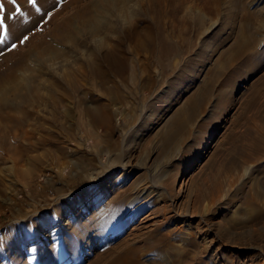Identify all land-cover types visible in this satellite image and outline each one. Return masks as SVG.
I'll use <instances>...</instances> for the list:
<instances>
[{
    "label": "rangeland",
    "instance_id": "obj_1",
    "mask_svg": "<svg viewBox=\"0 0 264 264\" xmlns=\"http://www.w3.org/2000/svg\"><path fill=\"white\" fill-rule=\"evenodd\" d=\"M68 1L53 0L40 24L0 48V57L24 36L46 33L42 21L64 3L58 17L72 12L76 4ZM201 2L185 0L181 16L190 19L197 5L199 25L196 30L186 21V47L165 62L163 76L149 49L133 50L128 40L123 48L139 79L116 76L117 94L110 93L111 80L107 89L99 79L95 86L84 81L83 90L62 96L66 116L62 107L40 102L28 108L21 126L9 123L12 131L29 133L20 140L36 150L20 156L18 139L9 137L10 159L0 162V175L12 171L0 183V264H90L106 244L123 238L137 239L142 264H264V0ZM0 3L7 33L24 4L37 11L29 0ZM138 4L128 1L127 14L115 17L119 26L147 30L146 3ZM163 21L171 22L167 15ZM7 33L0 28V38ZM102 36L105 51L120 33ZM89 48L69 53L77 63L67 69L81 70L79 56ZM83 94L87 105H108L109 118L92 124L91 136L76 124L81 117L88 121L75 109ZM51 115L71 130L63 133ZM47 129L53 141L39 144ZM118 202L126 210L115 211ZM147 246L157 251L148 254Z\"/></svg>",
    "mask_w": 264,
    "mask_h": 264
},
{
    "label": "bare ground",
    "instance_id": "obj_2",
    "mask_svg": "<svg viewBox=\"0 0 264 264\" xmlns=\"http://www.w3.org/2000/svg\"><path fill=\"white\" fill-rule=\"evenodd\" d=\"M69 1L74 5L76 4L75 9L72 12L58 17L61 9H65L64 5L67 3H64V7L61 6V9L50 13L48 17L46 16V21H42L41 30L46 28V33L38 34L39 32H36L28 36V40L25 43L17 46L13 50H9L0 57V162L5 161L6 159L8 160L10 156H7L10 152V147H6L9 137L18 139L17 144L15 145V152L20 156L25 151L29 149L32 151V149L35 148L36 144L29 143L25 146L20 140L19 134L26 137L29 133L25 130H19L17 132V128L12 131V127L10 128L9 126V123H13L15 127H19L22 125L23 121L25 122L29 119L27 114L32 111H29L28 108L31 107L33 109L36 105L38 107L40 102H45L47 106L49 105L52 107L51 109L62 107V112H64L63 114L66 116L69 113L62 96L70 98L73 92H79L80 89L83 90L85 85L84 81H88L87 86H89V84L95 86L97 83L96 79L100 80L98 82H100V85L105 89H107L105 82L111 80L112 86L110 93L117 94L118 84H116V76L123 77L125 73L126 75L131 73L129 76L131 79H139V77H141V74L137 73L136 63L132 60L133 58H130L132 55L129 56L127 53L129 52L128 49L123 48L124 43L128 40L134 42L132 47L133 50H140V48L149 49L148 51L151 52V57L154 63L160 67L158 74L163 76L165 62L170 63L176 57H180L183 48L186 47L187 38L185 35L188 30L186 21L189 20L194 29L199 25V7L197 5L193 6L195 9L194 13L191 16L189 15L190 19L186 17V13L185 17L181 16V12L184 11L185 0H137V4L145 1L147 6L145 9L150 17L149 22H147V30L142 31L137 28V24L135 27L129 26L130 24L119 26L120 21L115 19V17L122 12L127 14L125 6L130 0H88L81 4H78V0ZM194 1H197L199 4V0ZM201 1L204 4L210 2V0ZM36 5V10L39 9V11H34L33 8L26 3L24 4L22 11L15 14L13 21H10L11 23L8 24L9 32L7 33V36H5L6 39L4 42L0 44V48L7 47L10 42L17 39L16 36L18 37V35L21 36L26 33L24 30H31L37 25L44 17V14L52 8L53 0H36ZM5 10L9 12L8 8ZM189 12L191 13V11ZM163 15L169 17V21H171L169 25V22L163 21ZM128 21L129 19L127 20V23ZM108 32H118L120 33V36L115 40L113 39L114 44L108 47V50L106 48V50L103 51L102 48H104L105 45V36H102V33L106 35ZM92 43L94 46H91ZM106 46H108V44ZM86 47L87 49L89 47L93 48L92 50L89 48V50H91L89 51V54L81 53L82 55L79 56V60L82 64V66L80 64V67H82V69L80 70V68H78L77 70L75 69V71L69 69V71L67 68H70L71 64L77 63L76 59L72 61V58L70 60L69 53L72 55L80 50L83 51ZM130 53L132 54L131 51ZM58 59L60 61L57 63V68L59 71L60 69L66 71V73H64L65 71L63 74L61 73L62 75H57L58 69L55 67V61ZM46 63H49V67H46V70L43 73L41 72L43 71L42 66ZM101 63H103L106 68H102L103 64L101 65ZM76 71L80 73L76 75L74 73ZM40 72L42 75L46 74L48 77L43 78V80L39 74ZM54 74H56L55 76L57 77H54ZM144 78L151 82L149 80L151 75L149 78H147V76ZM147 80L146 83L148 82ZM59 86H65L66 90L61 92L57 89ZM147 86H149V84ZM43 91L46 92L45 96L42 95ZM87 93L89 92L87 91ZM83 96L82 98L80 97L75 100V109L80 116L81 113L86 115L88 121L86 122V120H83L81 117L82 122L78 118L76 124L78 127L85 129L88 135H95L96 133L94 129L90 127L92 124L101 125L106 122L109 118L107 114L108 105L100 102H97L94 105H87L85 102V96ZM7 106L11 108L10 111L4 110ZM12 111H16V113L19 112L21 116L17 118ZM14 121H16V123ZM50 121L58 122L60 124V129L65 134L71 130L69 126L66 127L63 122L58 121L52 115ZM47 131L48 134L42 136L38 140L39 144H43L45 141H47V143L53 141L51 130L47 129ZM13 149H11V152H13ZM50 153V149L45 150V154ZM32 156L29 158L36 161L38 160ZM11 172L12 171L9 170L6 176L11 174ZM6 176L0 175V183L4 181L3 178H6ZM119 206L120 202L116 204L115 211L123 212L126 210V207H122V204L121 207ZM128 218H130V216H128ZM102 230L103 229L99 231ZM136 240L137 239L135 238H130L129 240L123 238L114 243L106 244L100 249L98 253L99 255H97L96 259L90 264H142L141 259L138 257L139 249L135 243ZM158 240L164 241V238L157 237V241ZM167 242L168 240L163 242L166 243L164 244L165 246L167 245ZM155 249L157 248L147 246L144 248V251L149 254L156 252L157 250ZM145 254L146 253H144V255ZM41 257L43 258L44 256ZM50 257H48V260L52 258Z\"/></svg>",
    "mask_w": 264,
    "mask_h": 264
},
{
    "label": "snow or ice",
    "instance_id": "obj_3",
    "mask_svg": "<svg viewBox=\"0 0 264 264\" xmlns=\"http://www.w3.org/2000/svg\"><path fill=\"white\" fill-rule=\"evenodd\" d=\"M29 2L32 3L33 5L36 4V0H29ZM12 3L15 4V3H16V0H12ZM2 10H3V4L0 3V11H2ZM16 11H17V12H20L19 7H17ZM37 11H39V9H37ZM0 28H4L5 35H6V33H7V29H6L5 25H4V19H3L2 17H0ZM27 40H28V36H24L23 39L20 40V43L23 44V43H25ZM3 42H4L3 38H0V43H3ZM17 46H18V45L13 44V45H12V48L9 49V50H13V49H15Z\"/></svg>",
    "mask_w": 264,
    "mask_h": 264
}]
</instances>
